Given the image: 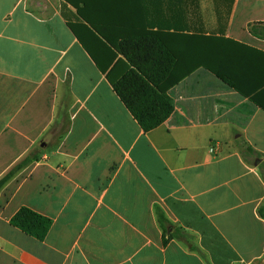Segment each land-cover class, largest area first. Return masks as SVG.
<instances>
[{"label": "crops", "instance_id": "1", "mask_svg": "<svg viewBox=\"0 0 264 264\" xmlns=\"http://www.w3.org/2000/svg\"><path fill=\"white\" fill-rule=\"evenodd\" d=\"M256 29L264 0H0V178L29 158L0 188V264H264ZM145 30L174 59L148 131L111 84L112 43Z\"/></svg>", "mask_w": 264, "mask_h": 264}, {"label": "trees", "instance_id": "2", "mask_svg": "<svg viewBox=\"0 0 264 264\" xmlns=\"http://www.w3.org/2000/svg\"><path fill=\"white\" fill-rule=\"evenodd\" d=\"M253 32L264 36V29ZM112 44L127 61L125 71L111 81L112 87L141 128L151 130L161 124L173 110L167 94L172 84V81L167 80L174 68L172 54L159 35L149 30L122 36ZM28 161L29 158H24L0 178V188ZM9 221L39 241L44 239L51 225L49 217L26 206H21Z\"/></svg>", "mask_w": 264, "mask_h": 264}]
</instances>
